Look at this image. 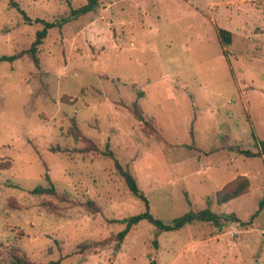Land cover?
<instances>
[{"label":"rangeland","instance_id":"rangeland-1","mask_svg":"<svg viewBox=\"0 0 264 264\" xmlns=\"http://www.w3.org/2000/svg\"><path fill=\"white\" fill-rule=\"evenodd\" d=\"M15 1L51 22L88 3ZM43 28L0 0V57ZM38 57L0 62V264L14 247L37 264H264V158L237 150L264 140V0H100L50 28ZM73 118L100 150H82ZM108 143L154 216L208 208L223 224L161 231L142 220L119 242L118 220L146 208ZM241 175L249 192L218 203ZM51 183L56 194L34 192Z\"/></svg>","mask_w":264,"mask_h":264},{"label":"trees","instance_id":"trees-1","mask_svg":"<svg viewBox=\"0 0 264 264\" xmlns=\"http://www.w3.org/2000/svg\"><path fill=\"white\" fill-rule=\"evenodd\" d=\"M100 0H88V3L86 5H82L78 8L72 9L71 16L70 18L82 15L89 10H91L94 6H96L99 3ZM10 4L17 8L24 16L25 20L28 22H42L44 24V28L42 30H39L36 34V38L33 41L31 47L28 50L22 51L20 53H16L13 55H4L0 57V62L3 60H9V61H15L24 54H30L31 57H33L34 61L39 64V57H38V51L39 47L41 44H43L44 39L47 37L48 30L54 26L60 25L62 26L63 21L66 23L70 20V18L66 17L63 19V21H46L45 19L41 18H36L33 20L27 13L26 11L20 7L19 3L16 2L15 0H10ZM232 32L228 29L225 28H220L218 30V39L223 46H227L231 44L232 42ZM134 113L135 116L143 120L144 115L139 107V104L137 102L134 103ZM73 125L71 127V131L75 138L77 140L83 139L86 141V145L82 148L84 152H91V151H98L100 150L99 147L89 138L85 137L82 133L80 128L78 127V123L75 118H73ZM149 123V122H148ZM254 138L256 139V136L253 132ZM257 145L259 147L258 151H253L250 149H244L242 147H238L237 150L238 152L246 155V156H260L264 158V140H260L257 142ZM230 150L233 151L234 149L230 147ZM105 153L106 156H109L110 158L114 159L115 161V166L117 170L119 171L120 175L126 182L130 192L136 196L137 198L141 199L145 203V210L141 213L132 215L127 218H123L118 220V222L124 223L126 227L121 230L117 234V238L119 242H123L125 237L128 235L129 231L131 228L135 225H137L139 222L142 220H148L149 222L153 223L159 230L161 231H172V230H177L185 226L187 223L194 221L195 219H201L209 222H213L217 225H222L223 223V216L218 215L214 212H212L210 209H202L198 211L197 215H194V211L192 210L190 213H187L185 216L180 217L172 222H164L160 218H157L156 216L153 215L151 212V207H150V202L145 194V192L141 189L139 186L138 180L135 177V175L131 172L130 168L128 166H124L116 157V153L110 148L109 143L107 144L106 150L103 152ZM52 184V183H51ZM250 179L247 176L241 175L237 179L231 181L227 186H225L223 189L217 192V202L222 204L229 202L233 200L236 197L242 196L246 193L249 192L250 190ZM36 193H55L56 194V189L53 186V184L50 187H38L34 190ZM88 204L90 207H94L95 204L93 201H89ZM264 206V201L261 203ZM230 219L234 221H240L239 217H237L235 214L231 215L229 217ZM252 217L251 219H253ZM117 222V221H116ZM248 224V223H244ZM9 255L11 257L10 264H37L33 261H30L25 258L18 250L17 248H10L9 249Z\"/></svg>","mask_w":264,"mask_h":264}]
</instances>
